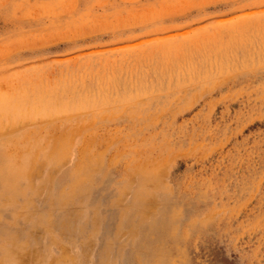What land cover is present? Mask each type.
Listing matches in <instances>:
<instances>
[{"label": "rangeland", "instance_id": "1", "mask_svg": "<svg viewBox=\"0 0 264 264\" xmlns=\"http://www.w3.org/2000/svg\"><path fill=\"white\" fill-rule=\"evenodd\" d=\"M0 264H264V0H0Z\"/></svg>", "mask_w": 264, "mask_h": 264}, {"label": "bare ground", "instance_id": "2", "mask_svg": "<svg viewBox=\"0 0 264 264\" xmlns=\"http://www.w3.org/2000/svg\"><path fill=\"white\" fill-rule=\"evenodd\" d=\"M17 100V99H16ZM28 102V101H27ZM35 103V102H34ZM55 106H56V104H55ZM32 107V106H31ZM35 107V106H34ZM58 109V108H57ZM143 227V226H142ZM161 235V234H160ZM15 256V255H14Z\"/></svg>", "mask_w": 264, "mask_h": 264}]
</instances>
